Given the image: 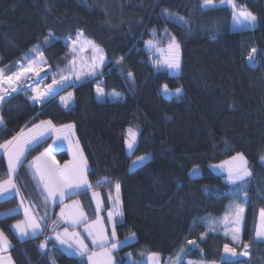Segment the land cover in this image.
<instances>
[{"label": "trees", "instance_id": "16d2710c", "mask_svg": "<svg viewBox=\"0 0 264 264\" xmlns=\"http://www.w3.org/2000/svg\"><path fill=\"white\" fill-rule=\"evenodd\" d=\"M235 1L256 15L258 26L235 32L231 8L203 9L202 0H0V68L8 75L37 45L53 69L46 83L67 74L72 53L65 40L77 33L105 53L102 72L106 77L70 86L66 91L74 95L70 108L63 105L62 96L40 106L31 99L30 88L5 99L0 105L5 122L0 127V144L42 120L74 124L91 183V189L74 197L80 200L88 222L97 215L92 191H101L108 203L119 183L124 217L115 229L120 238L133 232L137 237L115 252L123 264L129 253L155 252L173 261L188 241L196 244L190 246L188 258L264 264V242L254 240L264 208V0ZM165 9L189 21L188 25L166 18ZM49 32L52 37L45 45ZM168 35L180 44L178 74L160 67L156 63L160 58L147 44L153 39L158 47L167 46ZM249 55L254 62H249ZM97 85L122 93L121 98L99 100ZM178 87L183 90L179 97L172 94ZM130 126L139 132L133 154L126 149L125 133ZM51 140L29 149L15 175L21 195L43 218L44 232L22 242L13 223L23 212L0 216V230L11 241L9 255L14 264H51L53 259L55 264H88L85 257L71 256L58 246L55 236L64 226L52 228L57 207L45 202L42 185L30 167L32 158ZM238 153L253 173L246 185L247 202L233 196L236 186L214 169ZM146 154L152 155L151 160L131 170L132 159ZM56 157L63 163L69 154L60 151ZM5 160L0 155V182L9 177ZM194 168L200 175L190 176ZM234 204L245 209L238 244L218 224ZM18 205L19 198L12 196L0 201V212ZM49 237L47 248L41 250L39 245ZM225 244L239 251L249 244V258L226 260Z\"/></svg>", "mask_w": 264, "mask_h": 264}, {"label": "snow or ice", "instance_id": "6c2138e0", "mask_svg": "<svg viewBox=\"0 0 264 264\" xmlns=\"http://www.w3.org/2000/svg\"><path fill=\"white\" fill-rule=\"evenodd\" d=\"M221 3H229L231 4L233 10H234V18L239 19L241 23H249L252 27H255V22L257 20V17L253 15L251 12L248 11H240L239 13H235L236 5L233 3V0H221ZM201 8L203 9H212L216 8V4H214L213 0H202L201 2ZM163 14L166 18L172 20L175 19L177 22L181 23L182 25H188L189 21L185 20L183 17H173V15L169 12V10L165 9L163 10ZM155 33V30H153ZM83 34L77 33V39H79ZM52 37V33L49 32L48 36L44 38V44L47 45L49 38ZM75 44L76 41H72V50L75 51ZM149 47H154V41L149 40L147 42ZM179 49L180 44L176 41V38L174 36L171 37V42L168 45L169 55L166 56L163 63L170 69L175 70L176 72H179L180 70V60H179ZM175 51V55H172L171 53ZM253 53L256 52V49L251 50ZM34 54V55H33ZM39 56L41 59H36V57ZM43 53L40 50V46H34L32 49H30V54H26L23 58L24 63H21L20 61H17V64L19 65V70L16 72H13L11 75L5 76V70L3 68H0V102L5 100V95L3 94L2 86L3 84L7 83L9 87H11V91L15 92L16 88L12 87L13 84L16 82H20L23 85L22 91L27 90V85L24 83L26 79H29V73L35 74V76L39 77L40 73L43 71V67L40 65L44 63L42 59ZM99 62L102 65L104 57L101 54L99 56ZM121 60L123 57L120 58ZM249 62H254L252 55H249L248 57ZM74 63V61L72 62ZM157 64H160V60L158 59L156 61ZM94 74V73H93ZM127 76L129 78H133V74L131 72L127 73ZM79 78V77H78ZM43 79V78H42ZM66 77H61V80H56L53 78L52 84L48 85L47 88L44 91H40L39 89H34L36 92V95H34L31 99L34 102H44L46 97H53L55 95L56 90L53 88L54 85L62 84L66 80ZM164 91L167 94L168 93V86L164 85ZM97 92L103 96V91L100 88H97ZM182 88H176L174 90L175 96L179 97L182 95ZM10 94V93H9ZM71 94H69V97ZM69 98L61 97V100L64 102L65 107H67V102ZM41 125H47L54 129V131L57 133V139H61L62 135V129H55L54 126H52L51 121H41L40 125H36L37 129L41 128ZM0 127H5V122L3 116H0ZM65 129H68L69 131L74 128V125H65L63 126ZM33 131V130H30ZM129 139L127 141V147L131 151L134 149L135 143H136V133L132 131L131 128L128 129ZM44 136V131L41 130L40 137ZM63 139H68V134H63ZM33 142L36 144H39L43 142L41 139H38L35 134H32L30 136L25 135L24 131L21 130V132L13 136L12 139L5 141L3 144H0V149L3 150L4 154L7 156V174L9 177L16 174L17 169L23 165L24 163V155L25 152L28 150L29 145H31ZM54 146L57 150L60 149L62 146L61 144H57L55 141L53 142ZM51 150H46L44 153L41 154V156H48L50 157ZM41 156L36 157V161H39L41 159ZM150 159V154L146 156H140L137 158V162H144L145 160ZM233 161L239 160L240 163L238 165L232 166L229 161H225L223 165H220L218 167L224 168L225 165H228V167L225 169L227 172V182L236 186L232 190V195L240 198L243 197L245 202L249 199L248 197V191H247V183L250 181V178L252 177L253 173L250 170V168L247 165V160L243 156L242 153H238L237 156H234ZM262 163H264V157H261ZM136 163V162H134ZM32 167V165H30ZM88 171L87 168V161L83 157L82 151L77 149V152L74 153V159L72 162H70L69 165H65L64 168H50V169H41L39 165L35 166V172L39 173V179L40 181H43L42 191L41 195L44 197L45 202L51 201L53 204L56 203H62L65 196H71L77 194L81 188H84V190H87L91 187V185L88 183L86 172ZM199 173V169H193V171L190 173V176H195ZM105 183H110V181L107 180V178L104 179ZM98 184L101 183V181L97 182ZM11 189H15V194L19 193V188L15 185V183L12 181V179H8L7 181H4L3 183H0V193H9V196L3 197L4 199L11 198L13 193L10 192ZM115 190H116V197H115V203L121 204L119 192H120V185L119 183L115 184ZM94 195H97L94 193ZM230 208L232 209V215L233 219L229 220L228 216L226 215L224 220L222 221L225 228L231 229V238L234 241L239 242L240 237V231H241V224L243 221V213L245 209L240 206L239 204L230 205ZM97 209H99V204L97 205ZM19 210H13L11 213L6 214H0L4 215L5 217L12 214H18ZM24 215L28 217V212L25 211ZM63 210H61V216H63ZM122 216L123 213L121 210L117 209L115 212V217H120L119 220H117L114 217V214L112 211L108 212L109 219L112 220V232L110 238L104 233L103 227H99L95 234L93 232L92 227H86V231L89 236H92V243L98 245L102 251L97 252H89L87 244L84 243L82 239L79 237V233H69L68 229H64L63 236L60 233H56L55 239L59 241L60 245L67 244L69 248H73L72 244H69V239L75 240V248L74 253L78 255L79 257H86L88 264H113L112 259V251L115 250L118 247L123 246L127 243L128 239H132L135 237V233L133 232L131 234V237L126 238L125 241H118L115 239L116 237V231L115 227L117 223H122ZM43 219V218H41ZM259 219H260V226L255 232L254 240L257 243L264 242V208L260 209L259 212ZM86 221L83 220V213H80L77 216H74L71 223L73 226ZM212 223H216V221H212ZM46 227V226H45ZM14 230H18V238L23 242L26 239L30 238H36L38 235H41L44 231V228L41 227V224L37 222L35 219L29 218L24 225L22 226L20 223H17L13 226ZM226 236L229 234L227 231L224 233ZM204 236H207V232L202 234V238ZM51 239V237L47 238L43 243L39 245L40 249H46L47 248V240ZM189 244H195L194 241H188ZM110 244V247H106V245ZM10 242L7 240V237L4 236L3 232H0V252H3L6 247H10ZM243 247L245 250L249 248V244H243ZM224 252L226 254H229L232 257H235L238 255L237 251L233 247H229L228 244L224 245ZM183 254V255H182ZM155 255V254H153ZM187 255V252L185 249L181 248L179 252L176 254V258L174 261H170V264H184L183 257ZM240 255H248L247 251H244L243 253H240ZM129 257L132 256L131 253L128 254ZM4 256L0 255V264H4ZM8 264H14V262L11 261V258H8ZM51 264H55L54 259L51 261ZM115 264H123V261L115 262ZM133 264H136V262H133ZM187 264H193L192 261H188Z\"/></svg>", "mask_w": 264, "mask_h": 264}, {"label": "rangeland", "instance_id": "374dc122", "mask_svg": "<svg viewBox=\"0 0 264 264\" xmlns=\"http://www.w3.org/2000/svg\"><path fill=\"white\" fill-rule=\"evenodd\" d=\"M213 2H214V4H216V8L217 7H223V6H227V7H229V8H231L232 9V11H233V19H232V24H231V29L233 30V31H240V30H247V29H253V28H255L256 27V25L258 26V19L256 20V22H255V27H252L249 23H247V22H245V23H241L240 22V20L239 19H236V18H234V10H233V8H232V6H231V4H229V3H221V0H219V1H216V0H213ZM236 1L235 0H233V3L236 5V9H235V13H239L240 11H248V12H251L250 10H248V9H246V8H244V7H239L238 5H237V3H235ZM253 15H255L253 12H251ZM256 16V15H255ZM169 40V42H168V45H169V43L171 42V36L170 35H168V37H167ZM66 43H67V45L69 46V48H70V50H71V52L70 53H72V60H71V68H70V71L67 73V74H62V75H58L57 77H55V79L56 80H61V77H66L67 79L64 81V83H62L61 85H63L64 86V89L62 90V91H60L57 95H54L53 97H48V99L47 98H45V101L44 102H36L37 104H39L40 106H42V105H44L45 103H47V102H49L51 99H53V98H56V97H61V96H63L64 95V97H66V98H69L68 99V102H67V108H70L71 106H72V104L74 103V95H72L73 93L71 92V91H68V92H66L68 89H69V87L70 86H72V85H76V84H80V83H82V82H85V81H87V80H92V79H96V78H98V77H100V78H103V69H104V66H105V64H106V62H103V64L101 65L100 64V62H99V56L102 54L103 55V57H104V51L101 49V48H99L96 44H94L92 41H89V39H87L84 35H82L79 39H77V36H75V37H69V38H67L66 40ZM72 41H76V44H75V51H73L72 50ZM152 41H154V47H149V48H151L152 50H153V53H154V55H156L157 57H159L160 59V64H159V66L160 67H164L165 69H168L171 73H173V74H178L179 72H180V70H181V53H180V49H179V60H180V70H179V72H176L175 70H173V69H170V68H168L164 63H163V61L165 60V58H166V56L167 55H169V50H168V45L167 46H161V47H158L157 46V42L155 41V40H153L152 39ZM177 41V40H176ZM172 55H175V51H173L172 53H171ZM34 55V54H33ZM36 59H41L39 56H37L36 57ZM42 59H43V57H42ZM43 61H44V59H43ZM74 61V63H72ZM104 61V60H103ZM18 67H17V70L16 71H18L19 70V65H17ZM41 67H43V68H46V67H49L50 65L49 64H47V63H42L41 65H40ZM51 67V66H50ZM52 68V67H51ZM5 70V69H4ZM15 71V72H16ZM52 71H53V69H52ZM52 73V72H51ZM50 73V74H51ZM94 73V74H93ZM5 74V76H8V74L7 73H4ZM11 75V74H10ZM48 77V75H46L45 77H43V79H40L39 81H41V82H37V83H35V85H31L30 87L28 86L27 88H30V89H32V94H33V96L34 95H36V92L34 91V89H39L40 91H44L45 89H46V87L48 86V85H50L49 83H46V81H45V79ZM79 77V78H78ZM50 83H52V81L50 82ZM13 87H15L16 88V91L15 92H13V95H16L19 91H20V88L21 87H19L18 89H17V86H15V85H13ZM97 88H100V89H102V91H103V96H101L98 92H97V98L99 99V100H118L119 98H121V95H122V93H120V92H116V91H114L113 93L112 92H108V91H106V90H104L100 85H97L96 86V90H97ZM2 89H3V94L5 95V99H7L8 98V96H10V94L9 93H12V91H11V87H9L8 85H7V83H5V84H3V86H2ZM168 93H169V91H168ZM69 94H71V96L69 97ZM170 94V93H169ZM3 102V101H2ZM2 102H0V105H1V103ZM62 103H63V105L65 106V104H64V102L62 101ZM46 120H50V119H46ZM44 121V120H43ZM50 121H52V119L50 120ZM52 123H54L53 121H52ZM62 125H74V124H72V123H67V124H62ZM75 127V126H74ZM129 128H131L132 129V131L134 132V133H136L137 135H136V143L138 142V139H139V132H138V130H137V128L136 127H134V126H130V127H128L127 128V133H125V134H127L126 135V149H127V152L129 153V154H133V152H134V150H135V148H136V143H135V146H134V149L133 150H129L128 149V147H127V141H128V139H129V134H128V129ZM26 129V128H25ZM47 131H45L44 133H46ZM1 144H3V143H1ZM34 146V145H33ZM33 146H31V145H29V147H31V148H29V149H32V147ZM29 149L25 152V155H24V159H25V157L27 156V154H28V151H29ZM0 150H2V149H0ZM3 151V150H2ZM3 154H4V152H3ZM41 153H39L37 156H35V157H38L39 155H40ZM146 155H149V154H146ZM146 155H141V156H146ZM34 157V158H35ZM138 157H140V156H136V157H134L133 159H132V162H131V164H130V168H131V170H133V169H135V168H137V167H139V166H141V165H143V164H145V163H148V161L149 160H151V158H152V155L150 154V159H147V160H145L144 162H142V163H140V162H137V158ZM34 158H32V160L34 159ZM246 159V158H245ZM43 162L41 159L39 160V162ZM134 162H136V163H134ZM229 162H230V164L232 165V166H235V165H238L239 163H240V161L239 160H236V161H233V159H231V160H229ZM224 163H221V164H217V166H214L215 168V170H217L218 172H220V173H222V174H225V178L227 177V172H226V168L228 167V165H225V167L224 168H220V167H218V166H220V165H223ZM247 165H248V162H247ZM19 169V168H18ZM17 169V170H18ZM194 169H196V168H194ZM193 171V170H192ZM191 171V172H192ZM190 172V173H191ZM17 173V172H16ZM15 175L16 174H14L13 176H11V177H8L7 179H5V180H3L2 182H0V183H3L4 181H7L8 179H12V181L15 183V185H17V183H16V180H15ZM198 175H200V170H199V173L197 174V175H195V176H198ZM194 176V177H195ZM227 181V180H226ZM15 190V189H14ZM13 190V191H14ZM10 192L11 193H13V194H15L14 192H12L11 190H10ZM115 194L117 195V193H116V190H115V188H114V191H113V193H112V198H115ZM119 197L121 198V187H120V192H119ZM7 196H9V193H0V198H2V200H5L3 197H7ZM14 196H16V195H14ZM19 196V195H18ZM12 197V196H11ZM23 197V196H22ZM21 196H19L18 198H19V200H20V202H19V205L18 206H16V207H14V208H11V209H8V210H5V211H3V213L5 212V214L6 213H11L13 210H16V209H18L19 211L20 210H22L23 211V217L22 218H20V219H18L17 221H15L14 223H13V226L14 225H16L17 223H20L22 226L24 225V223L29 219V218H32V219H35L37 222H39V223H41L42 224V220H41V218H40V216L35 212L36 210H34V207L33 206H31L30 204H29V202L26 204L25 202H23V198H22ZM1 200V199H0ZM115 200V199H114ZM114 205V204H113ZM32 207V208H31ZM115 207H117V208H115V210L117 211V209L119 208V205L118 204H116V206ZM60 210H63V213H64V215L63 216H61V211L59 212V216H57L55 219H54V224L52 225V228H57L60 224H62V226H65V224H67V223H70L69 221H67L66 219H64V217H67V219H70L73 215L74 216H77L78 215V212H77V210L74 208V206L71 204V203H69V204H63L60 208H59ZM25 211H27L28 212V217H26L25 215H24V212ZM115 211V212H116ZM2 212H0V214H1ZM0 216H2V215H0ZM227 216H228V219L229 220H231V219H233V215H232V211H230L229 212V214H227ZM244 216H245V212L243 213V221H244ZM50 218V217H49ZM224 218L225 217H223V218H221V220L219 221V223L218 224H220L221 226H222V229H223V231H224V233L227 231L229 234H228V236H230L231 237V229L230 228H225V226L223 225V223H222V221L224 220ZM50 220H51V218H50ZM62 220H64V221H62ZM94 220V219H93ZM48 221L49 220H47L46 222V224H48ZM92 221V220H91ZM243 221H242V224H241V231H240V234H239V237H240V240H239V242H237V241H235V243L236 244H238V243H240V241H241V235H242V231H243ZM86 222H87V220H86ZM90 221H88L87 223H89ZM259 222V225H258V228H259V226H260V220L258 221ZM68 225V224H67ZM42 227V226H41ZM45 226H43L42 228H44ZM65 228H67L68 229V232L69 233H79V237H80V239L82 238V233L80 232V229L79 228H77V227H75V228H71V227H69V226H67V227H65ZM65 228H63V229H61L60 231H58V233H60L62 236H63V233H64V229ZM116 228V227H115ZM16 231V233H17V235H18V230H15ZM115 231H116V229H115ZM2 232V231H1ZM44 232V231H43ZM4 234V233H3ZM4 236L5 237H7L6 236V234H4ZM129 237H131V235L130 236H128V237H125V238H120V237H118V235H117V231H116V237H115V239L116 240H118V241H125L126 240V238H129ZM136 239H137V237H136V235H135V237L134 238H132V239H128V243L127 244H124L123 246H125V245H128V244H130V243H132V242H135L136 241ZM7 240L10 242V244H11V241H10V239L7 237ZM85 240V239H84ZM83 240V241H84ZM58 243H59V241H57ZM68 243L69 244H72L73 245V248H69L68 247V245L67 244H65V245H60L61 247H62V249L68 254L69 253V255L70 254H72L71 256H75L76 254L74 253V248H75V240L74 239H69V241H68ZM84 243L85 244H87V246H88V249H89V252L91 253V252H97V253H99V252H101L102 251V249L98 246V245H96V244H94L93 246H91V244H89L87 241H84ZM196 244H189L186 248H183V249H185V251L187 252V255L186 256H184L183 257V259H184V261L186 262V264H187V262L188 261H192L193 262V264H220V263H215V262H206V261H204L203 259H200V258H188L187 256H188V253H189V249H190V246L191 247H194ZM123 246H121V247H123ZM106 247H110V244L109 245H106ZM121 247H118V248H116L115 250H113L112 251V259H113V264H115V262H118L117 261V258H116V256H115V254H114V252L117 250V249H121ZM230 247V246H229ZM153 254H155V255H153ZM0 255H3L4 256V264H8V258L10 257L11 258V256H9V254L7 255H4V254H2V253H0ZM183 255V254H182ZM240 254H238L237 256H235V257H238ZM78 256V255H77ZM225 258H227V259H233V258H235V257H232V256H230L229 254H226L225 253ZM86 258V257H85ZM86 260H87V258H86ZM127 264H133V262H136V264H170V260H164L163 259V257H162V254H160V253H155V252H152V253H149V254H146V255H142V256H135L134 254H132V256L131 257H128L127 259ZM175 259H173V261H174ZM11 261L13 262V260H12V258H11ZM87 262V261H86Z\"/></svg>", "mask_w": 264, "mask_h": 264}, {"label": "crops", "instance_id": "0c3cea01", "mask_svg": "<svg viewBox=\"0 0 264 264\" xmlns=\"http://www.w3.org/2000/svg\"><path fill=\"white\" fill-rule=\"evenodd\" d=\"M103 62H106V56H105V54H104V61ZM83 83V82H82ZM76 85H78V84H76ZM62 97H64V95L62 96ZM120 99V98H119ZM0 116H2L1 115V111H0ZM43 121V120H42ZM44 121H50V120H44ZM52 122V121H51ZM41 124V121H39V122H37V123H35V124H32L31 126H28L26 129H24L23 131H24V133H25V135H26V137L27 136H30V135H32V134H35L36 136H37V138L38 139H41L42 141H44V140H46V139H48V138H51L52 140H51V143H50V145L45 149V150H42V152H41V154L42 153H44L46 150H51V155H50V157H48V156H41V154L39 155V156H41V160L43 161V162H39V161H36V157L33 159V160H31V163H32V169H33V171H34V173H35V175H36V177L38 178V180H39V182L41 183V185L43 186V181H40V179H39V173H37V172H35V166L36 165H39V167L41 168V169H50V168H64L65 167V165H69L70 166V162H72L73 161V159H74V153H76L77 152V149H79L80 151H82V154H83V157L86 159V161H87V158L85 157V153H84V151H83V148H82V146H81V142H80V140H79V137H78V135H77V131H76V128L74 127V128H72L70 131L68 130V129H65L63 126H65V125H56L55 123H52V126H54V128L55 129H62V135H61V139H57V133L54 131V129L53 128H51V127H49V126H47V125H41V128L40 129H37L36 128V125H40ZM30 130H33V131H30ZM41 130H43L44 132L45 131H47L46 133H44V136L43 137H40V132H41ZM63 134H68V139H63ZM56 142L57 144H61L62 146L60 147V149L59 150H57L56 148H55V146H54V143L53 142ZM36 146L37 144L35 143V142H33L32 144H31V146ZM33 146V147H34ZM29 148H31V147H29ZM28 148V149H29ZM60 151H67L68 152V154H69V159L67 160V161H65V162H63V163H61V162H59L58 161V159H57V157H56V153H58V152H60ZM0 155H3L4 157H5V161H7V156L5 155V154H3V151L2 150H0ZM87 168L89 169V165H88V161H87ZM86 177H87V180H88V183L91 185V183H90V180H89V178H88V171L86 172ZM225 180H227L226 178H225ZM17 186V185H16ZM88 189H91V187L90 188H88ZM14 189H11V191L12 192H14L15 193V190L13 191ZM84 190V188H81V190L80 191H83ZM79 191V192H80ZM78 192V193H79ZM94 193L95 194H97V195H94ZM122 194V193H121ZM14 195H16L17 197H19V196H21L22 197V195H21V192L19 191V193L18 194H14ZM14 195H12V196H14ZM19 195V196H18ZM76 195V194H75ZM75 195H71V196H65V198H64V200H63V202L62 203H56V204H53L50 200H49V202H50V204H51V207H55V209H56V207H57V216H59V212L61 211L59 208L63 205V204H69V203H71L73 206H74V208L77 210V212H78V215L80 214V213H83V220L84 221H86L87 220V215H86V213H85V211H84V209L82 208V205H81V202H80V200L77 198V197H74ZM92 199H93V202H94V206H95V209H96V213H97V215H96V218L94 219V220H92V221H90L89 223H84V222H81V223H79V224H77V225H75V226H73L72 225V223H71V221H72V219H73V217H74V215L70 218V219H67V217H64V219H66L67 221H69L70 223H67V224H65V226H64V228L65 227H67V226H69V227H71V228H75V227H77V228H79L80 229V232L83 234L82 235V240H84V241H87L89 244H91V246H93L94 244L92 243V239H93V237L92 236H89L88 235V233H87V231L85 230L86 229V227H92L93 228V232H94V234H95V232H96V230L99 228V227H103V230H104V233L110 238V240L112 239V237H111V232H112V220L111 219H109V217H108V212L109 211H112L113 212V214H114V217H115V208H117V207H115L116 206V203H115V198H112V196L110 195V197H108L109 199H108V203L106 202V200H105V198H104V196H103V194L101 193V191H98V190H93L92 191ZM120 196V195H119ZM122 196V195H121ZM115 197H116V194H115ZM23 198V197H22ZM1 200L0 201H2V198H0ZM120 201H121V204H118L119 205V210H121L122 211V213H123V216L122 217H124V210H123V201H122V197L120 198ZM19 202H20V200H19ZM23 202H25L26 204L28 203L27 202V200H25L24 198H23ZM30 204V203H29ZM99 204V209H97V205ZM114 204V205H113ZM31 205V204H30ZM59 205V206H58ZM32 206V205H31ZM32 208V207H31ZM23 210V209H22ZM22 210H20V211H22ZM6 212V211H5ZM5 212L3 213H1V214H5ZM23 212V211H22ZM2 216H4V215H2ZM58 218V217H57ZM117 220H119L120 219V217H115ZM62 221H64V220H62ZM122 221H123V218H122ZM41 224V223H40ZM119 223H117L116 224V226L118 225ZM41 226L43 227V224H41ZM0 232H1V230H0ZM39 236V235H38ZM56 240V239H55ZM56 242H57V240H56ZM58 243V242H57ZM127 243H128V241H127ZM126 243V244H127ZM11 245V244H10ZM109 245V244H108ZM58 246H60L59 245V243H58ZM124 247V246H123ZM11 248V246L10 247H6L5 248V250L3 251V252H0V253H2V254H4V255H8V254H10L9 253V249ZM60 248H62L61 246H60ZM122 248V247H121ZM120 249V248H119ZM119 249H117V250H119ZM116 250V251H117ZM115 251V252H116ZM115 252H114V254H115ZM70 255H72V254H70ZM10 256V255H9ZM75 256H77V255H75ZM116 256V255H115Z\"/></svg>", "mask_w": 264, "mask_h": 264}, {"label": "built area", "instance_id": "2783aa9c", "mask_svg": "<svg viewBox=\"0 0 264 264\" xmlns=\"http://www.w3.org/2000/svg\"><path fill=\"white\" fill-rule=\"evenodd\" d=\"M21 63H22V62H21ZM43 69H45V71H46V70L48 71V73H47L46 75H49V74L52 72V68H51L50 66H49V67H46V68H43ZM46 75H45V76H46ZM45 76H43V77H45ZM43 77H40V78H38V79H33L29 85L26 84L27 87H28V86L30 87L31 85H35V83H37V82H41V81H39V80L42 79ZM104 77H106V74H103V79H104ZM20 87L22 88L23 85H21ZM21 88H20V90H21ZM230 247H232V246H230ZM233 248H234V247H233ZM236 251H237L238 254L243 253L244 251H247V252H248V255H239L238 257H235V258H233V259H227V258H225V256H224V258H225L226 260L234 261V260H239V259L249 258V256H250V254H249V253H250L249 248H248L247 250H245L244 247H243L240 251L237 250V249H236ZM224 255H225V252H224Z\"/></svg>", "mask_w": 264, "mask_h": 264}, {"label": "bare ground", "instance_id": "6f19581e", "mask_svg": "<svg viewBox=\"0 0 264 264\" xmlns=\"http://www.w3.org/2000/svg\"><path fill=\"white\" fill-rule=\"evenodd\" d=\"M47 73H48V71H47V70L45 71V69H43V71L40 73V76H39V77L35 76L34 72H33V73H29L28 75H29V77H31V78L26 79V80L24 81V83L29 85L33 79H38V78H40V77H43V76H45ZM14 85L17 86V89H18L22 84H21L20 82H16ZM22 88H23V87H22ZM22 88H21V90H22ZM13 96H14V95H13V92H12V93H10V96H8V98L13 97ZM8 98H7V99H8ZM46 98L48 99V97H46Z\"/></svg>", "mask_w": 264, "mask_h": 264}, {"label": "water", "instance_id": "95a60500", "mask_svg": "<svg viewBox=\"0 0 264 264\" xmlns=\"http://www.w3.org/2000/svg\"><path fill=\"white\" fill-rule=\"evenodd\" d=\"M50 84H52V83H50ZM13 85H12V87H13ZM53 88L56 90L55 95H57L60 91H62L64 89V86L61 84H57V85H54Z\"/></svg>", "mask_w": 264, "mask_h": 264}]
</instances>
